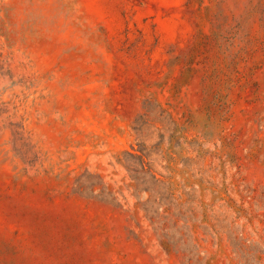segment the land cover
Returning a JSON list of instances; mask_svg holds the SVG:
<instances>
[{"label":"rangeland","instance_id":"1","mask_svg":"<svg viewBox=\"0 0 264 264\" xmlns=\"http://www.w3.org/2000/svg\"><path fill=\"white\" fill-rule=\"evenodd\" d=\"M0 264H264V0H0Z\"/></svg>","mask_w":264,"mask_h":264}]
</instances>
